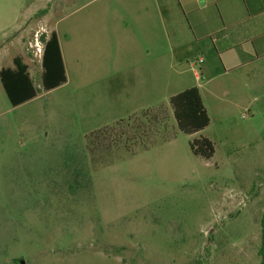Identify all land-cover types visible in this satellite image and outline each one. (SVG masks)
<instances>
[{
    "label": "rangeland",
    "instance_id": "374dc122",
    "mask_svg": "<svg viewBox=\"0 0 264 264\" xmlns=\"http://www.w3.org/2000/svg\"><path fill=\"white\" fill-rule=\"evenodd\" d=\"M139 1L150 2L14 0L20 29L0 47V70L21 56L40 93L14 108L0 81V264L262 263L264 60L203 78L178 0H152L158 87L151 94L123 95L119 72L88 82L69 72L67 84L42 88L30 47L36 32L47 39L68 16L57 24L63 35L87 12L107 28L134 26L140 18L127 16L139 17ZM104 42L110 34L91 40L88 56L105 55ZM194 86L211 122L187 135L170 99ZM146 111L143 134L116 125L134 116L138 125ZM125 132L139 139L128 142ZM203 138L213 143L211 159L191 149Z\"/></svg>",
    "mask_w": 264,
    "mask_h": 264
},
{
    "label": "crops",
    "instance_id": "0c3cea01",
    "mask_svg": "<svg viewBox=\"0 0 264 264\" xmlns=\"http://www.w3.org/2000/svg\"><path fill=\"white\" fill-rule=\"evenodd\" d=\"M178 2L186 21V32L192 39L190 43L202 54L199 71L203 78L205 75H219L220 70L224 75L237 73L254 62L264 60V0ZM139 4V17L131 14L127 17L140 18V23L134 26L125 24L119 30L107 28L103 20L98 24L90 12L66 28L63 35L57 24L68 16L57 21L55 29L51 28L50 32L57 34L67 82L69 72L78 75L82 81L93 78L97 72L104 76L119 72L124 75L122 78L125 77V96L142 100L157 89L158 56L152 57L153 46L156 50L158 40L157 25H153V3L150 0L148 3L139 1ZM154 10L157 12V6ZM74 14L69 17H74ZM16 28L20 29L15 23L14 0H0V47L8 46L4 43L14 36ZM109 34L111 42L102 45L105 55L88 56L96 45L91 40H104ZM199 79L196 74V80ZM194 87L200 90L199 86Z\"/></svg>",
    "mask_w": 264,
    "mask_h": 264
},
{
    "label": "trees",
    "instance_id": "16d2710c",
    "mask_svg": "<svg viewBox=\"0 0 264 264\" xmlns=\"http://www.w3.org/2000/svg\"><path fill=\"white\" fill-rule=\"evenodd\" d=\"M45 50L41 62L42 74L41 83L44 92H50L67 83L65 66L62 59V53L57 34L52 32L49 38H43ZM0 81L3 89L10 101L12 107H18L39 96V90L36 88L29 66L24 62L21 56H16L12 67L3 68L0 71ZM170 105L173 110V117L177 128L184 134L193 135L200 133L210 125V116L204 105L199 88H189L170 99ZM150 111L141 115L143 122L136 125L138 116L132 117L128 121H120L116 125L134 131L135 135L143 134L149 128L148 121ZM136 125V126H135ZM148 131V130H147ZM124 134V135H123ZM123 139L126 141H136L139 138H130L128 133H123ZM119 138L121 141L123 139ZM114 141V142H116ZM191 149L195 155L205 159H211L215 154L213 143L206 138L195 141L191 144ZM262 263L264 264V217L262 220V247L260 250Z\"/></svg>",
    "mask_w": 264,
    "mask_h": 264
},
{
    "label": "built area",
    "instance_id": "2783aa9c",
    "mask_svg": "<svg viewBox=\"0 0 264 264\" xmlns=\"http://www.w3.org/2000/svg\"><path fill=\"white\" fill-rule=\"evenodd\" d=\"M47 32L44 30L36 32L34 35L33 42L31 43V52L35 58L39 59L42 62L44 50H45V43L43 41V35H46ZM199 63H202V59L199 60Z\"/></svg>",
    "mask_w": 264,
    "mask_h": 264
},
{
    "label": "flooded vegetation",
    "instance_id": "af4514ba",
    "mask_svg": "<svg viewBox=\"0 0 264 264\" xmlns=\"http://www.w3.org/2000/svg\"><path fill=\"white\" fill-rule=\"evenodd\" d=\"M13 60H14V58H13ZM2 69H3V68H2ZM2 69H1V70H2ZM1 70H0V71H1ZM20 260H21V259H17V260H15L16 264H20V263H19Z\"/></svg>",
    "mask_w": 264,
    "mask_h": 264
},
{
    "label": "water",
    "instance_id": "95a60500",
    "mask_svg": "<svg viewBox=\"0 0 264 264\" xmlns=\"http://www.w3.org/2000/svg\"><path fill=\"white\" fill-rule=\"evenodd\" d=\"M20 264H25V262L23 261V260H20V262H19Z\"/></svg>",
    "mask_w": 264,
    "mask_h": 264
}]
</instances>
